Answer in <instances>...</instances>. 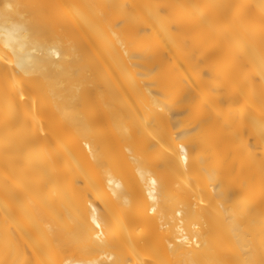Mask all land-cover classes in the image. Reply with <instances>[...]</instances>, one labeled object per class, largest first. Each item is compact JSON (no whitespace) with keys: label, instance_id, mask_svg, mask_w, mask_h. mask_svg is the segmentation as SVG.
Wrapping results in <instances>:
<instances>
[{"label":"bare ground","instance_id":"bare-ground-1","mask_svg":"<svg viewBox=\"0 0 264 264\" xmlns=\"http://www.w3.org/2000/svg\"><path fill=\"white\" fill-rule=\"evenodd\" d=\"M0 264H264V0H0Z\"/></svg>","mask_w":264,"mask_h":264}]
</instances>
